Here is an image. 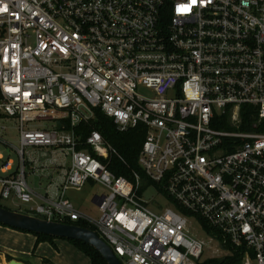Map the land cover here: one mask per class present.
I'll list each match as a JSON object with an SVG mask.
<instances>
[{
  "label": "built area",
  "instance_id": "2783aa9c",
  "mask_svg": "<svg viewBox=\"0 0 264 264\" xmlns=\"http://www.w3.org/2000/svg\"><path fill=\"white\" fill-rule=\"evenodd\" d=\"M94 108L143 126V178L110 170L121 157L98 130L81 143ZM3 118L18 145L0 133L17 157L0 149V200L16 210L85 221L123 264H264V0H0ZM35 148L61 156L40 163ZM58 166L36 201L27 176ZM87 183L105 190L98 217L67 196ZM150 185L167 199L156 210Z\"/></svg>",
  "mask_w": 264,
  "mask_h": 264
},
{
  "label": "trees",
  "instance_id": "16d2710c",
  "mask_svg": "<svg viewBox=\"0 0 264 264\" xmlns=\"http://www.w3.org/2000/svg\"><path fill=\"white\" fill-rule=\"evenodd\" d=\"M93 116H94L93 119L89 120L88 122H83L76 127V134H78L81 137L82 140L81 143L83 144L85 137L90 133L91 130L93 129L98 130L101 133L102 137L105 139V141L110 143L114 147V149L117 151V153L120 155L122 159L121 160L118 157L112 156L107 161L110 170L116 175H123L129 179H132L133 176L132 173L136 171L143 178V173L141 172L140 167L137 164V156L145 135V129L143 128V126L139 125L127 131H120L116 128L112 119L106 116L99 108L93 109ZM245 120L247 121V123L251 124L256 121V118L252 116H246ZM224 125H222L221 127L218 125L217 126L220 128H227V125L226 126ZM67 127L68 126L65 125V128ZM258 130L264 131V119L259 122ZM81 146L82 145H80V147ZM168 200L170 203L171 202L175 203L171 198H169ZM175 205L177 204L175 203ZM63 222L73 223L93 229V227H91L88 223H86L83 220H79L75 222L64 220ZM202 224L205 230L209 232L210 229L206 225V222L202 220ZM0 225L6 226L1 223ZM15 230L25 233H31L32 235L35 236L33 251L36 248L37 244L40 242H47L51 246L55 247L53 241L54 239H59L49 235L35 234L25 230H20V229H15ZM60 239H64V238H60ZM65 240H67L70 244H72L79 251H81L89 259L91 264H107L105 260L101 257V255L93 247L87 245L82 241L73 240V239H65ZM10 259L11 256L6 254V260L8 261ZM237 259H238L237 256L229 261H224V262L218 259H211L210 261H205L199 264H233L237 262ZM41 264H53V263L50 260L44 258Z\"/></svg>",
  "mask_w": 264,
  "mask_h": 264
},
{
  "label": "rangeland",
  "instance_id": "374dc122",
  "mask_svg": "<svg viewBox=\"0 0 264 264\" xmlns=\"http://www.w3.org/2000/svg\"><path fill=\"white\" fill-rule=\"evenodd\" d=\"M33 124H36L40 127H51L54 128L56 126V123L54 121H50V120H37L35 122H33ZM1 127H5L4 130H1ZM0 133H1V137L2 139H4L6 142L8 143H12L14 145H18V129L17 126L14 123V120L11 118H3L0 119ZM0 149L2 151V153L5 156H10L11 158H13L15 161H17V157L14 153V150L10 147V146H5L2 143H0ZM35 155L38 156L40 163L44 162L46 159H48L50 156H56V157H60L61 154L57 153V152H53L51 150H42L39 148H35L34 149ZM67 161H69V157H66V161H65V165L67 163ZM64 165V166H65ZM62 166V165H60ZM58 166V167H60ZM41 176V175H40ZM36 178V175H28L27 176V181L28 183H32L33 179ZM43 178V177H40ZM142 184H145V181L143 180ZM105 190L103 189V187L101 185L98 184H94L92 187L88 188L85 190V193L81 192V191H69L67 196L73 201V203L75 205H77V207L79 206L78 202L75 200L74 196L76 195L77 197H83L80 206L78 207L79 209L82 208L81 210H83L84 212H86L87 215L89 216H93V217H98L99 216V211L96 208V203L94 201H92V196L93 194H102L104 193ZM143 199L145 201L148 202V205L155 209L159 208L161 206H164L167 203V199H165L164 196H162L157 188L153 185L148 186L143 192L142 195ZM0 204L2 206H5L7 208L10 209H14L16 210L17 208L13 206V204L9 201V200H0ZM20 211H22L23 209H19ZM29 238H24L21 237L20 240L17 241L16 246H19L20 249L22 250V252H27L31 255V253L33 254V256H44L50 259H57L58 258V252L56 250H54L49 244L47 243H43L42 245H39L38 247L36 246V248L33 251L34 248V239L33 237H31V234H29ZM8 242H13V240H10L9 238H7ZM14 244V245H15ZM62 254H60L61 257L63 256H67L65 255V253L63 251H61ZM67 254V253H66ZM84 255H82L79 252H76V256H74L73 260L76 264H84L82 262L85 261V263L90 264L87 260L84 259Z\"/></svg>",
  "mask_w": 264,
  "mask_h": 264
},
{
  "label": "crops",
  "instance_id": "0c3cea01",
  "mask_svg": "<svg viewBox=\"0 0 264 264\" xmlns=\"http://www.w3.org/2000/svg\"><path fill=\"white\" fill-rule=\"evenodd\" d=\"M59 170L61 172V167H52L50 168L51 174L47 173L41 176L36 174V178L33 179V182L29 183V185L33 188V190L38 195L35 198L36 201L40 202L42 200V197L49 196L52 193V191H54V183H57L59 181V178H61ZM40 177H43V178H40ZM93 185H94L93 183H87L80 190H77V191H81L85 193V190L92 187ZM74 190L75 189L68 190L67 194L69 191H74ZM94 195L95 193L92 196V201H94ZM74 198L79 203L78 205L80 206V203L83 197H77L75 195ZM81 209L82 208H80V210ZM29 234L31 233L21 232L13 228L0 225V264H5V262L7 261L6 254L11 256V258L23 261L26 264H41L44 258L50 260L53 264H76L73 260L74 256H76V252H79L82 255H84L81 251H79L76 247L70 244L67 240L60 239V238L54 239L53 243L55 247L51 246L47 242H40L37 244V247L39 245H42L43 243L49 244L54 250H56L59 253L57 259H50V258L40 256V255L33 256V254L31 253L30 255L28 251L26 253L22 252L20 247L16 246L15 243H17V241L20 240L21 237L29 238L30 236ZM31 237H33L34 243H35V236L31 234ZM7 238H9L10 240H13V242L11 243L8 242ZM61 251H63L65 255L67 256L61 257L60 256V254H62ZM84 257H85L84 259L90 263L89 259L85 255ZM80 260H82L84 264H87L85 263V261H83V259H80Z\"/></svg>",
  "mask_w": 264,
  "mask_h": 264
},
{
  "label": "water",
  "instance_id": "95a60500",
  "mask_svg": "<svg viewBox=\"0 0 264 264\" xmlns=\"http://www.w3.org/2000/svg\"><path fill=\"white\" fill-rule=\"evenodd\" d=\"M0 223L11 228L25 230L35 234L49 235L55 238L73 239L93 247L107 264H123L111 247L94 229L73 223L48 220L35 215L10 209L0 205ZM5 264H26L11 258Z\"/></svg>",
  "mask_w": 264,
  "mask_h": 264
},
{
  "label": "snow or ice",
  "instance_id": "6c2138e0",
  "mask_svg": "<svg viewBox=\"0 0 264 264\" xmlns=\"http://www.w3.org/2000/svg\"><path fill=\"white\" fill-rule=\"evenodd\" d=\"M193 3H195V0H193ZM182 8H183V10H187V8L186 7H184V6H182Z\"/></svg>",
  "mask_w": 264,
  "mask_h": 264
}]
</instances>
